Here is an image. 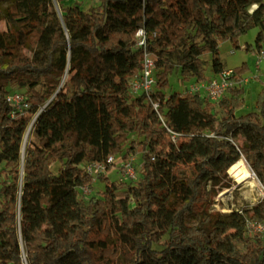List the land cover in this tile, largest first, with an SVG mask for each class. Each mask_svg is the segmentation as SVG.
I'll return each instance as SVG.
<instances>
[{
  "label": "trees",
  "instance_id": "trees-1",
  "mask_svg": "<svg viewBox=\"0 0 264 264\" xmlns=\"http://www.w3.org/2000/svg\"><path fill=\"white\" fill-rule=\"evenodd\" d=\"M60 10L54 0H11L0 29V264H264V235L246 227L264 219V199L241 213L213 207L214 186L241 158L264 187V88L258 110L240 116L246 64L233 68L218 103L168 93L176 67L183 82L223 72L220 44L240 48L251 28L262 48L264 0H99ZM140 27L157 56L150 96L130 90L143 66ZM12 86L26 89L28 116L13 115ZM134 153L137 181L102 176V190L82 193L94 183L84 163Z\"/></svg>",
  "mask_w": 264,
  "mask_h": 264
},
{
  "label": "rangeland",
  "instance_id": "rangeland-1",
  "mask_svg": "<svg viewBox=\"0 0 264 264\" xmlns=\"http://www.w3.org/2000/svg\"><path fill=\"white\" fill-rule=\"evenodd\" d=\"M10 2L11 0H0V29H6L7 27L4 16L5 8L10 4ZM57 3L59 5V8L60 5L64 7L77 4L84 10H90L91 8L99 5V0H62L61 2ZM256 7L257 5H252L249 11L253 12ZM258 32L259 27H254L243 34L239 38V43L241 46L240 48H234L230 40L224 41L220 44V55L226 69L240 67L243 64H246L248 68L243 76V81L241 83V86L245 90L242 96L244 105L236 111L237 116L258 110L257 97L260 91L264 88V61H260L258 57L259 52L261 50H264V44L262 48L256 47L255 39ZM247 44L251 45V50L245 49V46ZM36 50L39 55L45 54L46 52L44 45H40L38 48H36ZM30 53L33 54L34 51H31ZM170 83L171 85L168 93H171L173 91L186 90L195 91L198 84V82L195 80L183 82L180 76V69L178 67H176V69L170 76ZM12 90H18L24 93L26 89L12 86ZM239 138L244 139V136L239 135ZM129 160L135 167L137 173L136 180H132L128 177L125 169L122 167L121 161L118 159V161H116V164L112 165L109 170L106 169L102 173L94 175L93 187H88L87 191H89L90 194L93 195L102 190L104 188V181L102 179V176H107L111 180L126 181L128 183L137 181L141 176L142 171L141 154L134 153L133 155H131V159ZM58 166V164H55L54 170H57ZM248 167L252 171L249 164ZM214 189L216 195L214 197L213 207L215 210L222 213H231L234 211L241 213L246 209L252 208L256 203L264 199V187L255 174L253 178L239 182L228 169L227 176L223 177L214 186ZM250 233L251 235H255V233ZM259 237L264 241V238L262 236ZM164 241L165 239H163L161 243H163ZM158 247H162V244ZM242 250H245L243 246Z\"/></svg>",
  "mask_w": 264,
  "mask_h": 264
},
{
  "label": "built area",
  "instance_id": "built-area-1",
  "mask_svg": "<svg viewBox=\"0 0 264 264\" xmlns=\"http://www.w3.org/2000/svg\"><path fill=\"white\" fill-rule=\"evenodd\" d=\"M147 33L143 27H140L136 33V46L144 49L143 66L139 73H137L131 81V93L133 95L145 94L150 96L157 84L156 79V60L157 56L150 53L146 49ZM259 60L264 61V50L258 54ZM233 69H225L223 72L213 75L208 81L198 82L195 91L199 92L202 96L206 97L213 103H218L227 90L234 85L231 79ZM264 80V76H263ZM9 100L14 106L13 115L28 116L31 109V103L28 100L26 93L18 90H12L9 93ZM157 108L158 103H154ZM38 113L32 116L30 125L36 121ZM174 140L177 139V134L173 135ZM118 159L121 161L122 167L125 169L126 174L132 180H136L137 173L135 167L130 160H124L121 156H111L106 161L87 162L82 165L84 170L94 177L98 173L106 170L107 165H114ZM88 187H82V193L89 195ZM246 227L249 232L264 235V219H246Z\"/></svg>",
  "mask_w": 264,
  "mask_h": 264
},
{
  "label": "bare ground",
  "instance_id": "bare-ground-1",
  "mask_svg": "<svg viewBox=\"0 0 264 264\" xmlns=\"http://www.w3.org/2000/svg\"><path fill=\"white\" fill-rule=\"evenodd\" d=\"M33 126L34 124H31L28 127L23 139L22 149H21L23 160L25 159L26 150L33 130ZM229 171L239 182L249 180L254 176L253 172L248 167L247 161H245L244 158L239 159L236 163L231 165Z\"/></svg>",
  "mask_w": 264,
  "mask_h": 264
},
{
  "label": "water",
  "instance_id": "water-1",
  "mask_svg": "<svg viewBox=\"0 0 264 264\" xmlns=\"http://www.w3.org/2000/svg\"><path fill=\"white\" fill-rule=\"evenodd\" d=\"M55 1V5H56V8H57V10H58V12L61 14V10H60V8H59V5H58V3H57V1L56 0H54ZM38 117V116H37ZM35 122V121H34ZM34 122H33V124H34ZM253 171V170H252ZM254 173V172H253ZM255 174V173H254ZM256 175V174H255ZM262 184V183H261Z\"/></svg>",
  "mask_w": 264,
  "mask_h": 264
}]
</instances>
